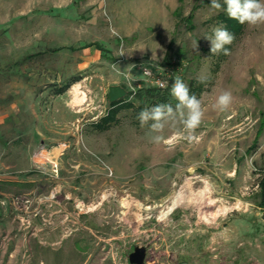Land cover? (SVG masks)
<instances>
[{
  "label": "rangeland",
  "instance_id": "1",
  "mask_svg": "<svg viewBox=\"0 0 264 264\" xmlns=\"http://www.w3.org/2000/svg\"><path fill=\"white\" fill-rule=\"evenodd\" d=\"M210 3L0 0V264H264V24L211 54ZM176 77L208 79L196 139L134 109L94 127L109 86L174 107Z\"/></svg>",
  "mask_w": 264,
  "mask_h": 264
},
{
  "label": "clouds",
  "instance_id": "2",
  "mask_svg": "<svg viewBox=\"0 0 264 264\" xmlns=\"http://www.w3.org/2000/svg\"><path fill=\"white\" fill-rule=\"evenodd\" d=\"M210 7L217 11H224L226 15L241 25L250 27L264 24V0H211ZM210 43L211 54L224 52L228 54L226 45L232 44L235 36L226 27H216L211 36L205 37ZM194 48L198 50L197 42ZM171 96L177 101L172 104H159L151 108H144L138 114L141 127L149 125V134L152 142L160 143L164 138L162 133L169 124L179 122L189 133L188 139H196L192 133L201 125L204 117V109L201 101L195 95L190 94L188 84L180 77H176L171 83ZM233 100L230 91H223L217 98L213 107L221 112L227 110ZM170 142V141H167Z\"/></svg>",
  "mask_w": 264,
  "mask_h": 264
},
{
  "label": "trees",
  "instance_id": "3",
  "mask_svg": "<svg viewBox=\"0 0 264 264\" xmlns=\"http://www.w3.org/2000/svg\"><path fill=\"white\" fill-rule=\"evenodd\" d=\"M217 20H218V24L220 27H226L231 33L234 34L235 39H237V37H239L242 33H243V29L245 25H241L239 24L237 21L230 19L226 13L222 10L219 11L218 15L216 16ZM233 40V41H234ZM226 49L228 50L230 48L229 45L225 46ZM99 49V46L96 47ZM223 52V51H222ZM218 53V54H223L224 53ZM220 58V57H219ZM218 58V60H219ZM217 59V58H216ZM208 82V79H202L201 81H195V80H191L189 81V89H190V94L197 96L198 94H200V92H202L203 90V86L205 85V83ZM63 90V89H61ZM148 97L149 99L153 96L155 98H158V101L156 102V105L159 104H166V96H168V89H165L164 91L161 90V92H159L158 90L156 91V89H148ZM147 97V98H148ZM137 99L139 100L137 107L135 108V104L132 101L125 99H120L118 101L115 102H109V108L106 111V113L96 122L94 123V127L99 130V131H104L107 130L111 124H113L114 122H116V116L119 113L120 110L122 109H134V118L136 119L135 122H139L138 120V114L140 113L141 110H143L144 108H147L152 101H142V97L139 94L137 96ZM153 100V99H152ZM152 122H149V125ZM140 124V123H139ZM148 125V126H149Z\"/></svg>",
  "mask_w": 264,
  "mask_h": 264
},
{
  "label": "water",
  "instance_id": "4",
  "mask_svg": "<svg viewBox=\"0 0 264 264\" xmlns=\"http://www.w3.org/2000/svg\"><path fill=\"white\" fill-rule=\"evenodd\" d=\"M126 95V91L121 86H109L107 90V98L109 102H115L123 99ZM145 258L144 247H135L133 252L129 254V264H143Z\"/></svg>",
  "mask_w": 264,
  "mask_h": 264
},
{
  "label": "bare ground",
  "instance_id": "5",
  "mask_svg": "<svg viewBox=\"0 0 264 264\" xmlns=\"http://www.w3.org/2000/svg\"><path fill=\"white\" fill-rule=\"evenodd\" d=\"M78 102L80 104V98H76V104L78 105ZM182 201L184 202V197L182 196V194H177L172 201V205L170 206L169 210L167 211V213L172 210L174 207H176L179 204H182Z\"/></svg>",
  "mask_w": 264,
  "mask_h": 264
},
{
  "label": "built area",
  "instance_id": "6",
  "mask_svg": "<svg viewBox=\"0 0 264 264\" xmlns=\"http://www.w3.org/2000/svg\"><path fill=\"white\" fill-rule=\"evenodd\" d=\"M145 74L151 75L150 71H147ZM154 84L158 88H163L164 87V82L161 79H159V78L155 79Z\"/></svg>",
  "mask_w": 264,
  "mask_h": 264
},
{
  "label": "crops",
  "instance_id": "7",
  "mask_svg": "<svg viewBox=\"0 0 264 264\" xmlns=\"http://www.w3.org/2000/svg\"><path fill=\"white\" fill-rule=\"evenodd\" d=\"M0 27H2V25Z\"/></svg>",
  "mask_w": 264,
  "mask_h": 264
}]
</instances>
